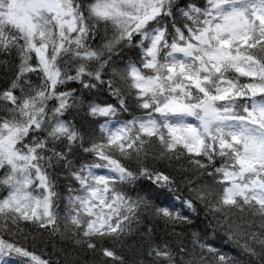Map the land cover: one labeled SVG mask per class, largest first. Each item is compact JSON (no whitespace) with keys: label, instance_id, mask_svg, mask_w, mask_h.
<instances>
[{"label":"trees","instance_id":"16d2710c","mask_svg":"<svg viewBox=\"0 0 264 264\" xmlns=\"http://www.w3.org/2000/svg\"><path fill=\"white\" fill-rule=\"evenodd\" d=\"M257 7L56 0L24 32L0 0V264H264ZM132 69L152 83L146 94ZM188 125L193 150L175 133ZM10 194L26 212L4 206Z\"/></svg>","mask_w":264,"mask_h":264},{"label":"rangeland","instance_id":"374dc122","mask_svg":"<svg viewBox=\"0 0 264 264\" xmlns=\"http://www.w3.org/2000/svg\"><path fill=\"white\" fill-rule=\"evenodd\" d=\"M56 6V0H12V13L9 15V18L12 20L14 24H17L18 26L21 27V30L23 29L24 32H26V28L31 26L30 21H31V16L32 14H36L37 11L41 9H46V7H49L53 9V7ZM99 9L96 8V11ZM254 17L259 20L261 23L264 24V8L262 7H257L255 10ZM225 38H223L220 42L218 47L212 48L211 50L207 51L205 54V58L207 62L211 65L214 66L215 63L220 60L224 54L223 49H222V44L224 43ZM148 56L152 58V51L150 50L148 52ZM151 65V62L148 63V66ZM131 75L135 79V87L142 92V94H146L149 92V90L152 87V83H150L148 80H143L141 79L136 71L134 69L131 70ZM226 89H223L221 93H225ZM174 107H171L170 110L174 111ZM153 128V123L152 122H145L142 125V131L143 132H149ZM175 133L178 138H181L182 141L189 147L190 150H193L195 147V141H194V130L192 129L191 125H188L186 127L178 126V128H175ZM118 134V129L114 131V135L116 136ZM241 134L240 132H234L232 133V141L237 142L238 139L240 138ZM259 139L252 134L249 139V144L251 146H255L257 141ZM251 159L248 158L247 161H250ZM235 178V175L231 171H225L224 172V179L225 182H230ZM89 198L86 200V203L89 204L90 201H95L98 199V194L96 191V188H90L89 191ZM236 194V187L230 186L226 189L225 191V202L229 203L232 201L233 197ZM13 194H10L8 196V199L5 200L4 206L6 208L8 207H15L14 209L18 212H26L28 205H30L29 201L26 200L25 198H22V200L17 199ZM253 199L257 204H263V193L261 190H257L256 192L253 193L252 195Z\"/></svg>","mask_w":264,"mask_h":264},{"label":"bare ground","instance_id":"6f19581e","mask_svg":"<svg viewBox=\"0 0 264 264\" xmlns=\"http://www.w3.org/2000/svg\"><path fill=\"white\" fill-rule=\"evenodd\" d=\"M224 202H225V196H224Z\"/></svg>","mask_w":264,"mask_h":264}]
</instances>
